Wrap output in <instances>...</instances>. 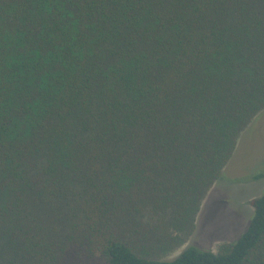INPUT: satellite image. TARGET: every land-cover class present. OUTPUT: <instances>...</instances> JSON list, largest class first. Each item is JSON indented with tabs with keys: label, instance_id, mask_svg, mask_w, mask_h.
Returning <instances> with one entry per match:
<instances>
[{
	"label": "trees",
	"instance_id": "1",
	"mask_svg": "<svg viewBox=\"0 0 264 264\" xmlns=\"http://www.w3.org/2000/svg\"><path fill=\"white\" fill-rule=\"evenodd\" d=\"M263 110L264 0H0V264H264L165 258Z\"/></svg>",
	"mask_w": 264,
	"mask_h": 264
},
{
	"label": "rangeland",
	"instance_id": "2",
	"mask_svg": "<svg viewBox=\"0 0 264 264\" xmlns=\"http://www.w3.org/2000/svg\"><path fill=\"white\" fill-rule=\"evenodd\" d=\"M221 177L214 181L201 203L194 230L187 241L165 257L173 258L187 247L217 252L246 231L252 216L251 201L264 192V110L241 133Z\"/></svg>",
	"mask_w": 264,
	"mask_h": 264
},
{
	"label": "crops",
	"instance_id": "3",
	"mask_svg": "<svg viewBox=\"0 0 264 264\" xmlns=\"http://www.w3.org/2000/svg\"><path fill=\"white\" fill-rule=\"evenodd\" d=\"M232 156H233V155H232ZM231 158H232V157H231ZM203 202H204V200H203ZM203 202H202V203H203ZM201 205H202V204H201ZM200 208H201V206H200Z\"/></svg>",
	"mask_w": 264,
	"mask_h": 264
}]
</instances>
